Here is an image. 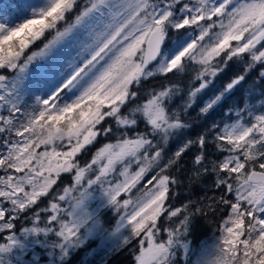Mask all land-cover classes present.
Returning <instances> with one entry per match:
<instances>
[{"label":"snow or ice","instance_id":"snow-or-ice-1","mask_svg":"<svg viewBox=\"0 0 264 264\" xmlns=\"http://www.w3.org/2000/svg\"><path fill=\"white\" fill-rule=\"evenodd\" d=\"M7 7L8 14L0 10V70L16 75L10 80L0 74V107L9 112L0 115V133H14L18 139H5L7 151L0 155V234L7 233L0 236V264H29L25 256L30 250L31 264H39L34 246L44 250L46 264H68L90 242L95 247L80 264H94L89 258L97 255L99 264H107L106 257L133 238H140L135 264H173L176 249H183L187 264H264V104L258 112L252 106L229 110L226 122L212 125L208 134L220 154L216 160L208 161L204 152L208 134L187 140L147 179L135 201L123 198L159 166L164 145L188 127L168 107L174 87L154 90L125 111L137 96L133 85L198 64L199 86L189 92L186 110L223 71L214 64L222 53L225 66L244 54L250 60L246 71L264 63V0H85L83 5L80 0H19ZM173 32L175 40L165 47ZM51 33L42 48L28 54ZM80 34L87 39L79 62L70 63V71L53 64L40 86L44 97H36V108L17 126V88L29 65L38 57L55 59L58 45ZM260 75L264 78V71ZM244 79H232L204 103L201 113L208 114ZM107 119L133 134L103 144L81 165L77 157L82 151L112 132L111 127H99ZM141 124L144 130L138 131ZM194 144L199 146L193 161L196 174L207 173L210 164L216 187L234 194V201L221 197L230 211L210 257L202 247L192 260L190 253H196L187 238L201 209L192 213L187 204L171 208L166 202L170 185L177 182L167 169ZM65 173L72 174L71 184L17 233L20 214L49 197ZM97 198L99 204L90 211L88 202ZM103 208L120 214L111 229L104 226ZM42 213H47L43 226ZM164 215L179 219L174 228L164 230L166 239H158Z\"/></svg>","mask_w":264,"mask_h":264},{"label":"trees","instance_id":"trees-1","mask_svg":"<svg viewBox=\"0 0 264 264\" xmlns=\"http://www.w3.org/2000/svg\"><path fill=\"white\" fill-rule=\"evenodd\" d=\"M7 5L8 4H5L6 9H8ZM70 19L71 15L68 20ZM41 44L42 40L37 41L34 45H32L29 52L38 49ZM243 56L239 58V66L230 60L231 63H228L223 68V71L216 76V79H219L221 84H226L237 76H245V79L241 81L239 85H237L230 93L225 95L224 99L228 98V101L223 106H221V104L224 99L213 110H210L208 114H203L201 113V108L198 102L192 103L191 107L185 110V104H180V102L178 103L176 98L178 96L177 94L176 97L174 96L171 99L168 106H170L173 112L178 113L185 124L188 125V127L182 129L176 134V137L179 138V141H177L181 143V146L187 140L195 141L200 135L208 134L213 124H221L224 122L226 120L225 118L228 117L226 116V113H223V111L228 110L230 106H236L239 108L251 106L256 101L264 99V78L258 76V72L263 67L255 64V66L250 70L244 72V66L247 68L249 63H246L247 59ZM197 68L198 67L194 65L188 64L183 72H174L168 74L167 76L155 75L141 80L140 84L135 86V91L138 92V101L144 98L142 96L143 91L159 90L161 87H174L177 93L182 94L187 90L186 88L189 85L196 83L195 76L198 73ZM28 94L29 93L25 94L24 102L19 105L21 112L16 113L17 115L14 117L17 126L19 123L25 121L26 114L31 113V109L36 107L35 103L31 104L29 102L32 95L29 97ZM34 96H37V94ZM174 106L175 108L173 110L172 107ZM107 120L108 122L113 121L112 119ZM109 125L112 126V123ZM142 127L144 128V125ZM12 136H14V134L10 132L0 133V147H2L5 139L9 140ZM173 137L175 138V136ZM103 138L106 139L105 137ZM206 139L207 143L204 149L206 158L208 161L216 160L220 154L217 152V149L212 142L211 135L208 134ZM94 144L95 143L86 147L77 157L81 165H84L90 158ZM167 144H169V142ZM198 151L199 146L194 144L176 161L175 164L167 169V174L174 177L177 181L175 184L170 185L169 198L166 202L167 205L171 208H183V206L187 204L189 206L188 211L192 213H195L197 208L201 209V212L195 213L193 216L192 230L187 238L192 239V243L190 245L191 248L199 244V240H206L203 239L205 238L203 235H208L211 231L220 232L223 222L227 218L230 211L229 207L222 202L221 197L234 201L233 194L227 193L224 187H216L217 176L213 171H211L210 164L207 165L209 167V171L207 173L201 172L199 175L196 174V168L198 166L194 165L193 161ZM173 156L174 153L171 155L170 159H172ZM167 163L168 161L163 163L162 167ZM71 178L72 174L70 173L62 174L57 185L54 186L50 196L42 197L37 205L20 214V217H31L35 211L46 207L47 201L52 196L62 191L64 185L71 182ZM110 210L111 208H103L100 213L101 218L105 222L104 226L106 228H111L116 215V213H111ZM175 218L176 217L171 220ZM171 220H169L166 215L161 216L158 222V227L161 229L160 233L173 226ZM217 235L219 236L220 233H217ZM139 239L140 238H133L128 245H122L118 250L109 254L106 257L107 264H129L131 257L137 252L136 241ZM92 244L93 242H90L85 246V248L75 252L69 259L68 264H77L80 257L84 256V250H87ZM173 264H186V262H181L180 256H175Z\"/></svg>","mask_w":264,"mask_h":264},{"label":"rangeland","instance_id":"rangeland-1","mask_svg":"<svg viewBox=\"0 0 264 264\" xmlns=\"http://www.w3.org/2000/svg\"><path fill=\"white\" fill-rule=\"evenodd\" d=\"M18 2H19V0H0V10L4 11L5 14H8L9 7H8V9H6L5 8V4H8L7 6H12V5H14V4L18 3ZM84 2H85V0H80V5H83ZM11 10L14 11V9H11ZM74 15H75V13L71 14V19L67 21L68 23L72 22ZM63 26L64 25L62 24L61 27H63ZM53 35H54V33L47 34L46 37L44 39H42V44L40 45V47L38 49H36V50L30 51L28 54H31V52L38 51L40 48H42L43 44L46 43L48 39H51ZM170 37H171V39L169 41H167L165 47H167L173 40H175L176 34H174V32L170 33ZM86 39H87L86 34H80L76 39H70L68 41L63 42L61 45H58L57 50H56L55 59H53L52 55H49L47 57H38L35 61H33L32 64L29 65V68H28L27 72L24 74V79L18 84V88H17V91H18V97H17L18 106L20 105V103L24 102V96H25L26 93H29L28 94L29 97H31V95H32V97H31L29 102L31 104L35 103V105L37 106L36 97L37 96H41L43 98L44 95H45V92L41 90L40 86L44 83L45 80L48 79L49 71L52 68L53 64L62 65L63 69L65 71H70V69L68 68V65L70 63H72L73 61L79 62L78 53H81L82 45L86 41ZM244 55H246V56H243V57H245L247 59L246 63L248 64L250 62L249 56L247 54H244ZM225 59H226V57L222 53L220 57L216 58V60L214 61V64H216L217 66H219L221 68H224L225 67V64H224ZM238 61H239V58L233 57L232 62L234 64L238 65ZM228 63H231V61L230 60L227 61V64ZM189 64L198 67L197 68L198 71L200 70V65L194 64V63H189ZM256 65L263 67L258 72V76L261 77L260 73L262 71H264V63H257ZM244 68L245 69H243V70L245 72L246 71V66H244ZM0 74H4V75L8 76L10 80L12 78H14L15 75H16V73L14 71H5V70H0ZM211 79H212V83L209 84L208 88L204 89L201 93H198L197 96L195 97L194 102H193V103L198 102L199 105H200V108H202L204 106V103L209 98H211L212 96H214L216 94H219V92L222 91L224 86L227 84V83L226 84H221L219 79H216V77L215 78H211ZM195 80H196V83L195 84L192 83L193 85L192 84L189 85L186 88L187 90L185 92H183L182 94H179V93L175 92L174 96L176 97L178 95L176 97L178 103L180 102V104H186V102L189 99V92L193 88L199 86V81L196 79V76H195ZM135 86L136 85H133V87H132L133 91H135ZM152 91H154V90H152ZM152 91L151 90H148L146 92L143 91V95L142 96L144 98L142 100H140V101H138V92H137L136 98L130 101V103L125 108V111H127L128 108H132L135 105H137L139 103H142L146 99L147 95L150 92H152ZM155 91H158V90H155ZM35 94H37V96H34ZM69 95H71V94H69ZM64 98L67 99V97H64ZM227 101H228V98H225L223 100L221 106H223ZM262 104H264V99L256 101L251 106L254 107L255 110L258 112L261 109ZM168 107L170 108V106H168ZM35 108H33L31 110L34 111ZM172 108L174 110L175 106L172 107ZM238 108L239 107H236V106H230L229 109L228 110H224L223 113H228L229 110H232L233 113H234L236 111V109H238ZM241 108H243V107H241ZM0 115H4V116L9 115V112L7 111V107L6 106L0 107ZM15 115H17V114H15ZM225 119L226 120L224 122H226L228 118H225ZM233 119H235L234 115H233ZM110 123H112V126L109 125ZM102 124L99 127H111L112 128V132L109 133L106 136L105 135H101V136H99L97 138V140L94 142L95 144L93 145L94 146L93 147V151H92L91 156L88 159V161H90V159H91L92 155L95 153V151L99 147H101L103 144H105V143H115V141L118 140L123 133H127V134H130V135L133 134L132 132H129L126 129L119 128L115 124L114 120L111 121V122H108V120H106ZM142 126H143V124H141L139 126L140 129H137V130L138 131H143L144 128ZM14 137H15V135L12 136L9 140L14 141V140L18 139L17 137L16 138H14ZM103 137H105L106 139H104ZM99 138H100V140H99ZM178 139L179 138H177L176 135H175V138L172 137L169 140V144L164 145V152L162 154L161 160L159 161V166L154 167L153 170L146 175L145 180L142 181L141 184L137 185V187L134 188L129 195L123 196L124 199H128L129 197H131V199H133L135 201L142 194V192L144 190L143 185L146 183L147 179H149L152 175L156 174V172L159 170V168L162 167L163 163H166L167 161H169L171 155H173V153H175L178 150V148L181 146V143L178 142L179 141ZM0 150H1L0 151V155L6 154L7 149H6V146L4 145V143H3L2 147H0ZM42 150H43V146H41L40 149H37V151H42ZM133 169H135V165H133ZM0 174H3L2 170H0ZM71 182H72V178H71ZM71 182L69 184H71ZM69 184L64 185V187L69 185ZM149 187H151V186H149ZM98 195H99V193L97 192L96 196L98 197ZM233 199H234V194H233ZM88 203H89V210L91 211V210H93V209H95L97 207V205L99 204V200H98V198L97 199H93V200H90ZM110 211H111V213H116L113 209H111ZM123 211L124 210L122 209L121 212H123ZM127 211L131 212L132 211V207L129 206ZM119 215H120L119 213H116L115 219H114V223L111 226V228H113L115 226L116 221L119 219ZM46 216H47V213H42V215H41L42 226H43V221L46 220ZM25 217L26 216H21V217H19V219H17L15 221L17 233H19V231L23 227L31 226V220H32L33 216L27 217V218H25ZM178 219H179V217H176L175 219L171 220V223L173 225L171 228H174L176 226V224L178 222ZM111 228H109V229H111ZM217 233H220V232L219 231H217V232L216 231L215 232L211 231V232H209L208 235H203V237H205L203 239H206V240L205 241H200L199 240V244H197L196 246L191 248V249H194L195 253H196V254L190 253V257H191L192 260H195L197 258V255L199 254V250L202 247H207L208 248L209 257H210V254H211V251H212V246L217 241V239L219 237L217 235ZM6 234L7 233L0 234V236L6 235ZM124 234L128 235L129 233L127 231H125ZM166 238H167V233L163 230L162 233L159 234L158 239H166ZM49 239L54 240L56 238L53 236V237H50ZM139 240L136 241L137 242V252L131 257V260H130L129 264H135V259L134 258H135L136 255L139 254V249H140ZM189 240L191 241L192 239H189ZM0 242H3V240L0 239ZM145 246H146V244H145ZM93 247H95V243L94 242L87 250H84L85 253L89 252L91 250V248H93ZM34 251H35L36 255L40 256L39 264H46V261L48 260V257L44 254V250L41 249L39 246H34ZM175 251H176V256H180L181 262H186V264H187V261L184 258L183 249H176ZM85 253L83 255H85ZM31 255H32V251L30 250L29 253L25 256V260L29 261V264H31ZM83 257L84 256L80 257V260L78 261L77 264H80V261H81V259ZM89 259L91 261H93L94 264H99L100 256L97 255L95 257H90Z\"/></svg>","mask_w":264,"mask_h":264}]
</instances>
